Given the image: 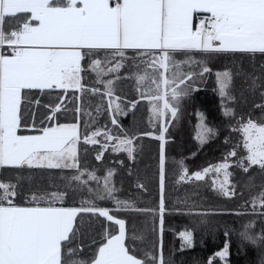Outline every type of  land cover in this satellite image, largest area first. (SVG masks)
<instances>
[{
    "label": "snow or ice",
    "instance_id": "1",
    "mask_svg": "<svg viewBox=\"0 0 264 264\" xmlns=\"http://www.w3.org/2000/svg\"><path fill=\"white\" fill-rule=\"evenodd\" d=\"M213 75L239 140L190 172L170 128ZM197 233L191 264H264V0H0V264H189Z\"/></svg>",
    "mask_w": 264,
    "mask_h": 264
},
{
    "label": "trees",
    "instance_id": "2",
    "mask_svg": "<svg viewBox=\"0 0 264 264\" xmlns=\"http://www.w3.org/2000/svg\"><path fill=\"white\" fill-rule=\"evenodd\" d=\"M224 66L220 64L213 65L214 72L217 69H222ZM239 82H237L238 85ZM215 79L214 75L209 77L205 84L200 86L201 90L193 95V97L188 101L183 108V113L180 122L173 128H170L172 133L169 138V160L172 159H183L185 165L187 166L190 172L200 170L203 167H206L210 164L217 163L221 160L224 153L231 148L232 144L237 143L239 140V135L237 133H232L227 128L226 124L221 118L220 115V99L214 88ZM125 93L128 92V85H123ZM232 106V105H230ZM237 113L245 112L247 109L243 106H235ZM202 112L207 117V123L210 126H214L220 129V135L218 139L211 141L209 144H206L203 149L198 146V142L195 139L196 135V125L199 122L197 113ZM144 116H147V113H144ZM255 118V117H253ZM130 123V121H129ZM147 128V121L142 125ZM228 137L231 143L225 144V137ZM145 144V156L143 158V163L140 167L143 168L144 164L152 163V157L155 156V142L150 138L145 137L143 140ZM195 153V157H193ZM233 179H236L234 174ZM208 183L210 181L206 180ZM259 182V181H257ZM204 183V182H201ZM125 189L129 187L127 183L124 185ZM170 191L168 192V198L171 201H175L177 196H183V189L180 190H171L172 185H169ZM256 190L253 189V192ZM152 197L155 198L156 189L151 188ZM246 195L249 193L246 191ZM188 225L186 217L179 215H171L168 217L166 222V236L165 240L169 247L173 245L178 246V237L174 234L176 230L183 229ZM222 228V225H219ZM221 234H218L216 243H219ZM197 246L194 251L185 255V259L191 264L193 258L203 259L207 257L216 247L212 242L211 235H208L204 238L203 245L200 243V234H196Z\"/></svg>",
    "mask_w": 264,
    "mask_h": 264
},
{
    "label": "rangeland",
    "instance_id": "3",
    "mask_svg": "<svg viewBox=\"0 0 264 264\" xmlns=\"http://www.w3.org/2000/svg\"><path fill=\"white\" fill-rule=\"evenodd\" d=\"M210 179H211L210 177H206V180L210 181Z\"/></svg>",
    "mask_w": 264,
    "mask_h": 264
}]
</instances>
